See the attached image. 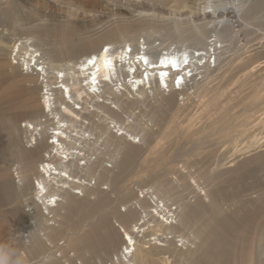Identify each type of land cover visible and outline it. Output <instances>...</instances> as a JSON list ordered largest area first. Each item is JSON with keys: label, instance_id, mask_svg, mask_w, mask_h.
<instances>
[{"label": "rangeland", "instance_id": "obj_1", "mask_svg": "<svg viewBox=\"0 0 264 264\" xmlns=\"http://www.w3.org/2000/svg\"><path fill=\"white\" fill-rule=\"evenodd\" d=\"M98 38L152 46L158 55L193 48L203 54V46L212 53L206 43L213 39L223 40V49L200 60L203 67L188 94H172L160 83L163 89L154 88L120 116V122L126 115L132 120L123 124L138 132L134 139L105 125L88 130L97 134L91 160L100 151L101 165L108 167L107 157L124 154L109 174L90 176L92 195L73 203L74 227L102 218V225L91 223L96 226L88 235L93 245L101 238L109 245V254H83L92 259L85 264H109L108 256L114 260L124 244L122 228L135 231L144 213L149 224L142 226L149 235L143 242L150 245L144 264H264V0H0V264H32L49 247L29 217L39 206L34 188L21 191L14 168L28 170L33 158L37 167L48 152L54 154L56 119L45 110L43 93L45 83L59 88L61 78L39 74L37 65H22L23 59L35 48L49 71L58 69ZM64 99L67 104L69 98ZM168 161L171 169H161ZM155 195L164 203L159 218ZM178 204L184 209L174 222L181 218L183 227L172 230L173 236L161 219L166 208L178 210ZM60 234L52 247L63 251L67 245H58L64 239ZM162 235L176 251L173 255L170 247L166 261L158 250ZM77 241H69L70 254L80 246ZM80 257L39 264H79Z\"/></svg>", "mask_w": 264, "mask_h": 264}, {"label": "bare ground", "instance_id": "obj_2", "mask_svg": "<svg viewBox=\"0 0 264 264\" xmlns=\"http://www.w3.org/2000/svg\"><path fill=\"white\" fill-rule=\"evenodd\" d=\"M194 37L198 39H196L197 43H200L201 39L199 36L194 34ZM222 42L223 40L221 39H213L211 42L206 43L209 46L208 48L213 50L212 53L203 46V54L199 52L200 48H193V50H169L158 55L156 51L151 50L152 46L144 48L134 43L128 45L126 42L121 45H113L109 40L105 41L103 38H98L92 46H81L79 49L80 53L64 60L63 63L58 65V69L50 67V71L49 66H46V62L38 56L36 50H33L35 48L28 50L29 58H24L22 65L26 64L27 67H30L31 62H33L38 66L35 71L39 74L53 72L57 75L56 79L61 78L60 89L56 87H53V89L48 88L52 84L47 82L44 84L46 90L43 93L45 95L43 97L45 110L53 114L55 116L54 119H56L53 120L54 126L52 129L55 132L52 134L53 141L50 142L54 154H51V151L48 152L46 154L47 157H43V161L37 167L34 166L33 158L31 167L28 170L25 169L23 171L20 166L14 168L18 188L21 191H25L29 185L34 188L32 198L39 206L36 214L32 212L29 217L36 228L37 236L41 240H46L49 245L46 254L39 257L32 264H39L43 261L75 262L74 256H79L80 254L82 259L81 257L79 258V264H85V261L90 258H86L83 254L88 253L92 258L97 255L96 252L109 254V245L105 239L101 238V240L96 242L97 244L93 245L94 237L88 235L96 225H102L101 223L104 221L102 218L98 223L95 221L96 218H89L82 226L74 227L76 222L69 217L73 212L72 208L75 201H80L82 198L86 199L92 195L87 193V190H90L88 186L92 185L90 176H95V172L101 176L109 174V171L112 170L111 168L117 167V160L124 154V151L121 154L117 152V154L113 153L111 158L107 157L112 162L108 166L110 168L101 165V156L103 157V154L100 151L96 153L94 160H91L89 151L93 149L92 145L97 140V134L88 130H90V127L105 125L107 129L112 128L115 131H120L121 134L126 133L127 136L134 139L138 132L133 134L123 124V122L130 123L132 120L129 118V121L126 115L123 118V122H120V116L129 108H133L138 103L146 100L150 93H153L154 88L156 90L163 89L160 83H163L166 88H172L170 90L172 94L175 92L188 94L189 88L192 87L191 83L196 80L197 75L200 73L197 71H199L200 67H203L202 63L200 64V60L205 59L207 56L209 59L212 54L218 56L219 51L223 49ZM125 47L129 48L130 51ZM14 48L17 50L18 45ZM51 57L47 56L46 58L50 59ZM40 58L42 60L38 62ZM145 59H147L148 63H145ZM185 60H187L186 65H184ZM106 61H110V65H107ZM161 61H175L178 67L173 68L171 63H161ZM140 69H142L141 72L139 71ZM178 69L180 71H174ZM161 73H166V75L162 76ZM177 75H179L180 88H175L173 82ZM66 97L67 99L69 98L67 104L64 103L66 102L64 99ZM170 103L171 101L168 100L167 104ZM92 115L98 118L95 119ZM64 116H67L68 119H64ZM26 125H33V123L27 121ZM85 131L87 132L85 133ZM34 137L35 134L31 136V139ZM36 151V149L33 151L34 155ZM178 158L179 156H175L173 159L180 163L181 160ZM81 159L82 161L79 162ZM143 164L144 162H142L141 166ZM171 164L172 162H165L161 169H171ZM182 167L181 164L180 168ZM94 183L96 184V182ZM154 197L155 200L153 202L156 205H154L153 209L154 211L156 210V216L159 218L160 205L164 207V203L158 196L155 195ZM178 206V210L176 206L173 210L172 208H166L168 210L161 219V221H165L163 223L167 226H165L167 233L173 236L177 235L172 233V230H178L183 227L181 218L174 222L177 215L184 209L183 204H178ZM146 216L144 213V216L140 217L138 225L135 224L134 226L136 227L135 231L122 228L124 244L118 254L115 255L114 260H111L110 256H108L107 261H110L109 264L145 263L146 253H148L146 248L150 247V245L148 246L143 242L144 238L149 235L145 230L148 228L143 227L149 224L148 218L145 219ZM84 217L88 218L87 215ZM156 220L157 222L159 221L158 219ZM44 223L45 226H41ZM91 223H96V225L92 227ZM68 225L70 226L69 228H67ZM73 227L74 229H72ZM54 229L58 232L56 236L62 231L60 235L64 236V239L58 245H67L63 251L59 247L55 249L52 247L53 238H56ZM50 232H53V234ZM103 235L107 236L105 233ZM108 235L111 238L116 236L111 231H109ZM179 237V241L184 240L183 242H186L183 235ZM72 238L77 239V243L80 246L70 254V250L67 249L70 246L68 243ZM167 238V236L162 235L161 240H164V246L162 244L163 248L159 247L158 249L164 254L162 261L169 259L167 254L172 255L171 245L173 241L170 239L166 241ZM151 240H154V238L148 239L150 244ZM113 241H115L114 238ZM90 251H93V253ZM172 251L173 255H175V249H172ZM90 264L93 263L90 261ZM99 264H102L100 260Z\"/></svg>", "mask_w": 264, "mask_h": 264}, {"label": "snow or ice", "instance_id": "obj_3", "mask_svg": "<svg viewBox=\"0 0 264 264\" xmlns=\"http://www.w3.org/2000/svg\"><path fill=\"white\" fill-rule=\"evenodd\" d=\"M105 51H107V49H105ZM142 59H144V58H142ZM110 61H106V64L107 65H110ZM145 63H148V61H147V59H145ZM161 63H171V65H172V67L173 68H176V67H178V65H177V63L175 62V61H168V62H166V61H161ZM185 63H187V60H185ZM161 75L163 76V75H166V73H161ZM177 83H179V79L177 80Z\"/></svg>", "mask_w": 264, "mask_h": 264}, {"label": "built area", "instance_id": "obj_4", "mask_svg": "<svg viewBox=\"0 0 264 264\" xmlns=\"http://www.w3.org/2000/svg\"><path fill=\"white\" fill-rule=\"evenodd\" d=\"M15 63H16V62H15ZM186 64H187V63L184 62V65H186ZM184 65H183V66H184ZM32 66H33V65H32ZM183 66H182V67H183ZM33 67H34V66H33ZM182 67H181V68H182ZM34 68H35V67H34ZM36 69H37V68H36ZM174 71H180V69H178V70H174ZM178 76H179V75H177V76L173 79L174 86H175L176 88H180L179 83H177ZM21 125H22V124H21ZM22 126H24V124H23ZM28 144H29V143H27V145H28Z\"/></svg>", "mask_w": 264, "mask_h": 264}]
</instances>
